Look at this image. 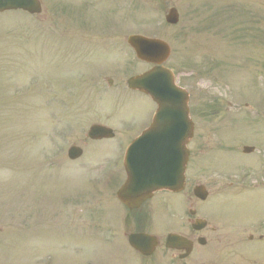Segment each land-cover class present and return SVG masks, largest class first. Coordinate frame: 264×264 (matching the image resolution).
Returning a JSON list of instances; mask_svg holds the SVG:
<instances>
[{"label": "rangeland", "instance_id": "obj_1", "mask_svg": "<svg viewBox=\"0 0 264 264\" xmlns=\"http://www.w3.org/2000/svg\"><path fill=\"white\" fill-rule=\"evenodd\" d=\"M97 1L95 16L106 13ZM232 4L245 16L241 18L245 31L251 26L257 32L259 25L263 28L264 0H126L125 4L127 38L157 36L171 45L166 65L175 66L179 82L191 93L200 147L196 156L203 148L209 174H215L216 164L225 158L222 142L239 148L254 145L249 134L252 113H257L256 127L264 129V54L247 48L236 52L237 47L254 49V45L249 39L232 38L229 20L241 15H222L219 9ZM171 7L179 9L180 23L166 29L165 16ZM212 15L214 26L206 20ZM10 16L0 15V264H138L140 257L124 237L133 232L132 218L117 201L109 177L118 183L123 179L125 148L152 120V102L139 93L124 92L131 76L151 66L138 62L123 44L116 55L106 56L101 83L92 81L90 77L99 80L100 71L90 56L79 55L74 66L64 61L55 65L54 52L40 53V35L32 41L20 34L21 19ZM117 77L121 79L111 87L104 81ZM216 98V115L209 120L197 114L200 104L203 111ZM98 123L114 129L116 140L91 145L87 133ZM84 143V157L69 161L68 148ZM194 160L191 187L204 184L215 192L216 182L203 180ZM185 201L180 195H157L151 208L144 209L146 221L167 233L169 209L183 207ZM245 202L249 205L248 198ZM161 252L150 264L165 262ZM254 260L264 264V253H257Z\"/></svg>", "mask_w": 264, "mask_h": 264}, {"label": "flooded vegetation", "instance_id": "obj_2", "mask_svg": "<svg viewBox=\"0 0 264 264\" xmlns=\"http://www.w3.org/2000/svg\"><path fill=\"white\" fill-rule=\"evenodd\" d=\"M39 1L38 15L21 14L27 18V27L31 30L29 35L39 28L44 37L43 53L46 54L48 48H55L58 64H62L64 58L67 65L74 66L80 53L88 56L103 54L110 58L121 51L123 44L127 48L126 0H101L106 13L101 12L97 16L95 10L92 11L97 0ZM48 37L50 39L47 40ZM48 41L51 45H46ZM109 71L113 72V69L109 67ZM263 139L261 137L256 142L255 150L249 155L233 143L223 142L220 149L225 150V158L216 164V173L209 174L206 172L209 165L203 148L198 158L196 156L200 147L198 137H194L190 158L195 159L197 167L202 170L203 180L211 179L217 185L215 192L205 185V200L195 198V186L191 190L190 162L186 172V189L178 194L186 199L182 203L184 206L170 209L171 232L162 235L163 231H150L158 236V248L165 245L170 234L182 237L187 243L180 249L163 248L169 264H256V254L262 256L264 253ZM241 198H248L249 205ZM151 203V200L145 202L141 211L150 209ZM140 229L149 231L150 224ZM134 230H137V225ZM157 264L166 263L157 261Z\"/></svg>", "mask_w": 264, "mask_h": 264}, {"label": "water", "instance_id": "obj_3", "mask_svg": "<svg viewBox=\"0 0 264 264\" xmlns=\"http://www.w3.org/2000/svg\"><path fill=\"white\" fill-rule=\"evenodd\" d=\"M34 0H0V12L12 9L29 10ZM167 22H179L177 10L172 9ZM129 44L139 60L157 65L163 64L170 56L169 46L160 41L141 36H133ZM129 87L149 95L159 106L151 134L155 136L150 146L138 144L130 150L125 162L127 182L118 197L130 209L138 208L157 191H179L184 186V173L188 160L186 145L193 135V125L189 118L188 94L175 85L172 73L163 67H156L140 77L131 79ZM111 130L93 126L89 137L93 140L111 138ZM71 159L81 156V151L72 148ZM147 237L133 236L131 244L145 253ZM152 246V245H151Z\"/></svg>", "mask_w": 264, "mask_h": 264}]
</instances>
